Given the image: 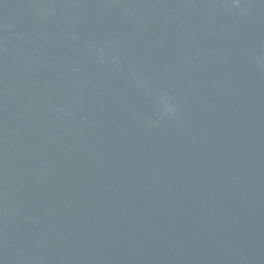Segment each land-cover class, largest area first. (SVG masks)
<instances>
[{"label": "water", "instance_id": "obj_1", "mask_svg": "<svg viewBox=\"0 0 264 264\" xmlns=\"http://www.w3.org/2000/svg\"><path fill=\"white\" fill-rule=\"evenodd\" d=\"M0 264H264V0H0Z\"/></svg>", "mask_w": 264, "mask_h": 264}]
</instances>
